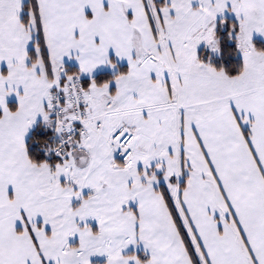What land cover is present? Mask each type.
<instances>
[{"label":"snow or ice","instance_id":"6c2138e0","mask_svg":"<svg viewBox=\"0 0 264 264\" xmlns=\"http://www.w3.org/2000/svg\"><path fill=\"white\" fill-rule=\"evenodd\" d=\"M0 264H264V0H0Z\"/></svg>","mask_w":264,"mask_h":264}]
</instances>
